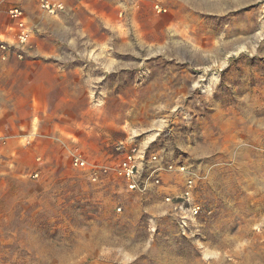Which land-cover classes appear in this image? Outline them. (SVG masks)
Wrapping results in <instances>:
<instances>
[{
	"label": "rangeland",
	"instance_id": "obj_1",
	"mask_svg": "<svg viewBox=\"0 0 264 264\" xmlns=\"http://www.w3.org/2000/svg\"><path fill=\"white\" fill-rule=\"evenodd\" d=\"M68 1L0 0L33 27L0 53V264H264V0ZM132 138L196 168L197 239L157 190L71 165Z\"/></svg>",
	"mask_w": 264,
	"mask_h": 264
},
{
	"label": "built area",
	"instance_id": "obj_2",
	"mask_svg": "<svg viewBox=\"0 0 264 264\" xmlns=\"http://www.w3.org/2000/svg\"><path fill=\"white\" fill-rule=\"evenodd\" d=\"M67 8L62 0H39L40 11L51 17H59ZM8 14L12 24L7 26V32L0 31L1 59L8 61L12 55L23 59L33 36V27L22 8H11ZM70 157L72 167L87 173L95 185L123 182L129 192L144 194L157 190L175 217L179 233L190 239H197L200 235V222L207 210L198 195L201 177L195 167L168 161L160 153L148 154L147 147L134 138L116 144L115 156L109 160L97 162L90 159L80 147L70 149ZM33 177L38 178L39 174ZM117 211L121 212L122 207Z\"/></svg>",
	"mask_w": 264,
	"mask_h": 264
},
{
	"label": "crops",
	"instance_id": "obj_3",
	"mask_svg": "<svg viewBox=\"0 0 264 264\" xmlns=\"http://www.w3.org/2000/svg\"><path fill=\"white\" fill-rule=\"evenodd\" d=\"M62 1H64L65 3H67V2L69 3L68 0H62ZM14 7H19V8H22L23 10H24V8H25L23 5H14V6L12 5V6L9 7V9L14 8ZM9 9H8V10H9ZM0 31H1V32H7V29L0 28Z\"/></svg>",
	"mask_w": 264,
	"mask_h": 264
},
{
	"label": "bare ground",
	"instance_id": "obj_4",
	"mask_svg": "<svg viewBox=\"0 0 264 264\" xmlns=\"http://www.w3.org/2000/svg\"><path fill=\"white\" fill-rule=\"evenodd\" d=\"M208 250H209V249H208ZM206 255H209V256H210L211 254H210L209 252H206ZM212 255H213V254H212ZM214 257H215V256H214Z\"/></svg>",
	"mask_w": 264,
	"mask_h": 264
}]
</instances>
